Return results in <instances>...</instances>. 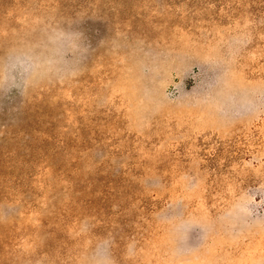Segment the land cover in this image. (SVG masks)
I'll list each match as a JSON object with an SVG mask.
<instances>
[{"label":"rangeland","instance_id":"374dc122","mask_svg":"<svg viewBox=\"0 0 264 264\" xmlns=\"http://www.w3.org/2000/svg\"><path fill=\"white\" fill-rule=\"evenodd\" d=\"M0 264H264V0H0Z\"/></svg>","mask_w":264,"mask_h":264},{"label":"trees","instance_id":"16d2710c","mask_svg":"<svg viewBox=\"0 0 264 264\" xmlns=\"http://www.w3.org/2000/svg\"><path fill=\"white\" fill-rule=\"evenodd\" d=\"M216 146L207 160L214 171H227L229 164L240 154L242 148L237 147L235 141H216ZM220 160H224L220 163Z\"/></svg>","mask_w":264,"mask_h":264},{"label":"clouds","instance_id":"9594fccd","mask_svg":"<svg viewBox=\"0 0 264 264\" xmlns=\"http://www.w3.org/2000/svg\"><path fill=\"white\" fill-rule=\"evenodd\" d=\"M27 69H26V65L25 64H23V63H17L16 64V68L14 69V73L16 74V75H23V73L26 71Z\"/></svg>","mask_w":264,"mask_h":264}]
</instances>
